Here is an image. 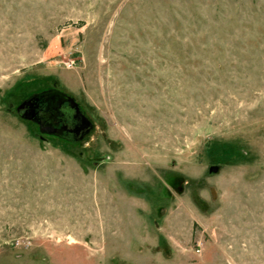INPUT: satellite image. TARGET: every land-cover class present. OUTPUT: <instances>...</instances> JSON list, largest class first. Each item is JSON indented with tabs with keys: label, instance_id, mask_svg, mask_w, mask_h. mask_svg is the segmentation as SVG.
Returning a JSON list of instances; mask_svg holds the SVG:
<instances>
[{
	"label": "rangeland",
	"instance_id": "1",
	"mask_svg": "<svg viewBox=\"0 0 264 264\" xmlns=\"http://www.w3.org/2000/svg\"><path fill=\"white\" fill-rule=\"evenodd\" d=\"M0 264H264V0H0Z\"/></svg>",
	"mask_w": 264,
	"mask_h": 264
},
{
	"label": "flooded vegetation",
	"instance_id": "2",
	"mask_svg": "<svg viewBox=\"0 0 264 264\" xmlns=\"http://www.w3.org/2000/svg\"><path fill=\"white\" fill-rule=\"evenodd\" d=\"M39 106L34 111L32 119L35 120L37 114L42 112L43 116L46 120L51 123L47 129H50L52 132H56L58 130L61 131H71L70 127L74 120L81 117L80 111L77 107L71 103L60 102L57 105L49 104L45 108L40 109Z\"/></svg>",
	"mask_w": 264,
	"mask_h": 264
},
{
	"label": "water",
	"instance_id": "3",
	"mask_svg": "<svg viewBox=\"0 0 264 264\" xmlns=\"http://www.w3.org/2000/svg\"><path fill=\"white\" fill-rule=\"evenodd\" d=\"M216 170H217V167L216 166H212L209 169L210 172H215Z\"/></svg>",
	"mask_w": 264,
	"mask_h": 264
}]
</instances>
